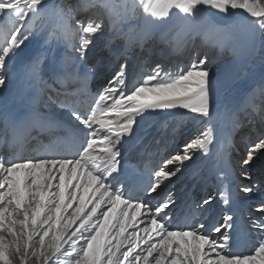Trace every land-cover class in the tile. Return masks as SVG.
<instances>
[{"label": "snow or ice", "instance_id": "1", "mask_svg": "<svg viewBox=\"0 0 264 264\" xmlns=\"http://www.w3.org/2000/svg\"><path fill=\"white\" fill-rule=\"evenodd\" d=\"M97 6L103 16L91 12ZM213 10L225 16L241 12L251 32L264 37V0H69L55 6L49 0H0V88L7 83L9 60L30 37L40 34L45 44L63 49L47 69L42 55L30 61L33 108L0 122V142L9 145L8 154L0 155V264H264V198L252 205V246L239 252L233 251L231 214L221 222L189 223L192 210L175 215L172 194L161 195L197 152L211 155L219 144L228 171L218 173L216 195L196 207L210 206L217 196L230 206L233 194L224 181L232 170V140H218L216 124L237 127L239 112L255 110L254 103L214 114L206 56H194L175 73L156 64L128 81L122 53L109 86L97 93L88 88L97 65L80 73L105 30L104 16L110 27L130 19H139L147 31L173 24L179 42ZM53 14L59 22L48 30L44 21ZM175 108L194 114V137L158 165L146 166V179L126 173L124 149L135 137L137 117ZM24 140L36 142L34 155L17 149ZM243 143L241 175L251 179L245 169L264 156V133ZM239 191L251 197L264 190L245 185Z\"/></svg>", "mask_w": 264, "mask_h": 264}, {"label": "bare ground", "instance_id": "2", "mask_svg": "<svg viewBox=\"0 0 264 264\" xmlns=\"http://www.w3.org/2000/svg\"><path fill=\"white\" fill-rule=\"evenodd\" d=\"M49 2L55 6L69 2V0H49ZM71 2H75V0H71ZM115 2L119 3L120 0H115ZM91 12L103 16V10L99 6L92 9ZM104 21V32L96 38L94 47L80 66V73L83 74L92 64L97 65L96 71L91 74L88 80V88L91 93L102 92L109 86L108 81L119 67V63L123 62L122 53L126 55L128 61V81H133L134 76L141 70L150 71L156 64H160L164 71L175 73L186 68L194 56H206L207 67L210 69L214 81L211 96L213 113L232 111L242 108L246 103L253 102L258 110L257 114H254L250 107L240 111L239 124L235 128L227 121H220L216 124L217 139L224 140L225 143H227V138L232 140V146L229 149L230 160L231 153L237 154L240 151L244 131L250 124H255L253 136L262 130L264 37L258 34L256 39L249 38L248 33L251 30L247 27L241 12L237 11L232 15L225 16L215 13L214 10L210 11L207 18L199 22L194 32H189L179 42L173 40V36L178 31V28L173 24L147 31L139 19H130L127 23H117L115 27L109 26L106 16H104ZM58 22V18L54 14L44 21L48 30L54 29ZM162 35L163 41L160 39ZM225 36H227L226 39H224ZM141 40H143L142 43ZM240 40L241 45L235 49L233 42L236 44V41ZM62 54V48L58 51L55 45L45 44L44 36L40 34L30 37L25 45L17 50L8 62L6 86L0 88V122L10 118L12 114L19 113L20 105L29 113L33 108L31 98L35 89L28 74L30 61L42 55L46 58L45 68L47 69L48 65ZM108 103L110 104L112 101L109 100ZM41 111H46V109H41ZM193 115L186 109L175 108L149 110L144 113L143 117H137L138 126L135 128V137L125 144V157L122 160L124 171L131 163H134L146 173V166L158 165L163 157L182 148L196 133L197 125L192 120ZM33 135L36 133L34 132ZM41 139L47 143V136H43ZM36 146L34 140H24L17 145V149L22 150L25 156L34 155L32 150ZM219 147L220 145L216 144L212 154L208 156L197 152L193 160L186 163L182 172L173 177L171 182H166L167 186L161 195L166 192L172 194V198L176 202L173 208L175 215L186 214L191 209L192 215L189 217V223L194 220L221 222L225 213L237 217L240 225L239 236L235 237L234 230L230 231L234 251L236 248L238 249L237 239H240V244L247 240L246 225L241 216L242 208L247 205L242 203L243 197L238 196L240 194L248 195L239 191L235 185L236 180L234 181L236 178L235 169L237 172H241V167L233 166L231 163L232 170L224 181L233 194L230 206L225 207L217 196L210 206H204L203 209L196 207L207 195H216L217 188L221 187L218 173L222 170L228 171L226 157L218 152ZM8 152L7 143L0 142V155H7ZM209 170L215 173V178L211 181L206 176V172ZM254 174L250 175L251 179L243 177L242 181L252 182ZM258 178V183H260L258 187H261L264 175ZM159 198L156 197L152 202L155 203V200ZM252 200L254 199L251 198ZM248 210V215H255L251 207ZM201 211H203V215H201ZM143 219L147 220V217ZM143 226L140 225V227Z\"/></svg>", "mask_w": 264, "mask_h": 264}, {"label": "rangeland", "instance_id": "3", "mask_svg": "<svg viewBox=\"0 0 264 264\" xmlns=\"http://www.w3.org/2000/svg\"><path fill=\"white\" fill-rule=\"evenodd\" d=\"M257 35L258 34H253L251 31L248 33L249 38H252V39H253V37L256 39L257 38ZM236 40H238V39H236ZM240 42H241V40L240 41H236V44H235V42H233L235 49H238L239 48V46L241 45ZM245 43H246V41L244 42V44ZM262 120H264V114L262 115ZM254 127H255V124H250L249 125V127L244 131L243 140L245 138H248V137H251V138L254 139V138L258 137L261 133H264V129H262L259 133H257L256 136H253ZM243 140H242V144L240 145L241 146L240 147V151L237 154H234V153L232 154L231 153V163H232L233 166L239 165L241 167V165H240L239 162L243 158L244 152H245ZM234 169H235V167H234ZM245 170L250 175H252V173H255L254 174V179H252V182H248V181L247 182H243L242 181L243 180V176L241 175V172L240 171L237 172V170L235 169V176H236V178L234 179V181L236 180V182H235L236 183L235 184L236 185V188L239 189L241 186H243L245 184H247L248 186H257L258 187L260 185V183H258V180H259L258 177H260V176L262 177L264 175L263 174L264 173V156H261L258 159H256L252 164H250L249 166H247ZM261 184H262V186L261 187H258V188L261 189V190H264V179L261 182ZM236 196H238V194H236ZM238 197H243V199H242L243 202H242V200H241V202L243 204H246L247 205L246 207H243L242 208V211L243 212L241 213V216H242V219H243V223L246 225L245 236H246L247 240L244 243H242V244H238V249L236 248L234 251L248 252L249 249L252 246V235H253V231H254V230H252L250 228L249 216H252V215H248L249 214L248 208H250V207L252 208V205L254 203L258 202L261 198H264V192L263 191H258L252 197L242 196V194H240ZM251 198L254 199V200L251 201Z\"/></svg>", "mask_w": 264, "mask_h": 264}]
</instances>
